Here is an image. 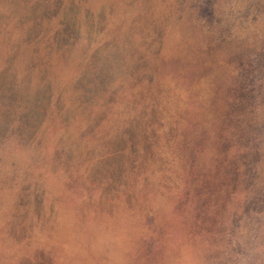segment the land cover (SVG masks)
<instances>
[{"label": "rangeland", "instance_id": "obj_1", "mask_svg": "<svg viewBox=\"0 0 264 264\" xmlns=\"http://www.w3.org/2000/svg\"><path fill=\"white\" fill-rule=\"evenodd\" d=\"M0 264H264V0H0Z\"/></svg>", "mask_w": 264, "mask_h": 264}, {"label": "trees", "instance_id": "obj_2", "mask_svg": "<svg viewBox=\"0 0 264 264\" xmlns=\"http://www.w3.org/2000/svg\"><path fill=\"white\" fill-rule=\"evenodd\" d=\"M229 102H232L233 98L232 97H227ZM232 107V105L228 106V110ZM239 109V108H238ZM239 111H242L241 109H239ZM243 112V111H242ZM230 113H228L229 115ZM228 117V116H227ZM235 136V135H234ZM246 156L249 157V153H246ZM235 185V183H234Z\"/></svg>", "mask_w": 264, "mask_h": 264}, {"label": "bare ground", "instance_id": "obj_3", "mask_svg": "<svg viewBox=\"0 0 264 264\" xmlns=\"http://www.w3.org/2000/svg\"><path fill=\"white\" fill-rule=\"evenodd\" d=\"M68 257V256H67Z\"/></svg>", "mask_w": 264, "mask_h": 264}]
</instances>
